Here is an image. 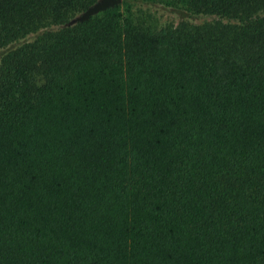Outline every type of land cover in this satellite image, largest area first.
<instances>
[{"label": "trees", "instance_id": "1", "mask_svg": "<svg viewBox=\"0 0 264 264\" xmlns=\"http://www.w3.org/2000/svg\"><path fill=\"white\" fill-rule=\"evenodd\" d=\"M98 1L0 0V264H264V0Z\"/></svg>", "mask_w": 264, "mask_h": 264}, {"label": "rangeland", "instance_id": "2", "mask_svg": "<svg viewBox=\"0 0 264 264\" xmlns=\"http://www.w3.org/2000/svg\"><path fill=\"white\" fill-rule=\"evenodd\" d=\"M132 9L136 16L140 15L141 13H144V16H148L149 21L153 22L154 24H157L159 26H163L168 23L177 24L181 19H185L189 21L192 24H200L205 21H210L216 17L207 15V14H199V15H187L183 14L182 17L178 11L163 6L162 4H141L136 3L132 6ZM82 14V13H80ZM80 14L77 15L80 16ZM150 15V16H149ZM34 34H31L28 36V39L32 38ZM3 49L0 48V56L2 54Z\"/></svg>", "mask_w": 264, "mask_h": 264}, {"label": "water", "instance_id": "3", "mask_svg": "<svg viewBox=\"0 0 264 264\" xmlns=\"http://www.w3.org/2000/svg\"><path fill=\"white\" fill-rule=\"evenodd\" d=\"M121 1L122 0H99L97 3L90 6L85 12H83L80 16L75 19L84 20L92 14L98 13L99 11H103L107 8L121 3Z\"/></svg>", "mask_w": 264, "mask_h": 264}]
</instances>
